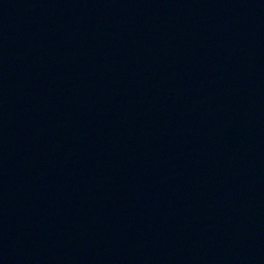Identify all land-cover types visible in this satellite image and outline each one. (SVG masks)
<instances>
[{"label": "water", "instance_id": "95a60500", "mask_svg": "<svg viewBox=\"0 0 264 264\" xmlns=\"http://www.w3.org/2000/svg\"><path fill=\"white\" fill-rule=\"evenodd\" d=\"M3 264H264V74L131 199Z\"/></svg>", "mask_w": 264, "mask_h": 264}]
</instances>
